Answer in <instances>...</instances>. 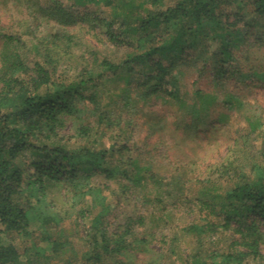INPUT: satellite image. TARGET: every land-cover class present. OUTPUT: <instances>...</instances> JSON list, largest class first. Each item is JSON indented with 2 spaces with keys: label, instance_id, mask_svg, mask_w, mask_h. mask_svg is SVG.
<instances>
[{
  "label": "trees",
  "instance_id": "1",
  "mask_svg": "<svg viewBox=\"0 0 264 264\" xmlns=\"http://www.w3.org/2000/svg\"><path fill=\"white\" fill-rule=\"evenodd\" d=\"M70 2L72 7L86 10L85 20L98 24L107 41L126 54L120 62L103 58L97 70L85 69L78 76H71L59 72L53 57L58 43L63 38L70 42L71 35L50 34L48 44L42 40L32 45V50L22 37L30 32L0 37V264H37L63 252L69 242L61 239L62 231H55L59 237L54 239L51 229L60 228L76 208L82 220L89 221L86 247L78 258L62 262L124 264L117 257L125 255L132 242L126 241L124 233L109 230L112 205L107 202L105 191L110 187L93 182V178L100 174L107 180L123 178L138 183L147 176V168L130 156L122 164L125 152L130 150L126 147L113 144L109 149L98 150L86 145L72 146L58 130L64 127L66 117L80 113L82 104L96 106L99 80L116 76L122 70L133 74L127 77L128 88L123 95L129 92L136 100L176 97L180 77L184 76L178 58L201 64L200 69L189 64L193 72H214L217 86L223 79L238 76L240 69L226 67L225 63L230 65L233 60V44L246 43L254 35L253 25H249L250 32L241 31L237 22L229 20L245 9L254 18L264 17V0ZM50 6L42 9V17L61 20L73 15L66 14L58 2ZM88 9L104 10L97 14ZM258 45H264V33ZM228 96L223 104L231 106ZM218 98L215 92L195 89L190 105L202 110ZM235 104L241 106V100ZM198 122L196 117L190 125ZM81 134L87 136V129ZM261 135L264 144V129ZM261 156L264 161V150ZM131 167L133 173L129 172ZM254 169L256 178H240L224 193L220 206L201 201L198 222L190 226L197 236L221 228L232 239L228 250L189 257L184 264H250L248 259L263 258L264 234L259 220H264V165H254ZM118 184L122 194L127 195L129 185ZM54 188H65L71 210L59 207L65 203L52 194ZM13 236L30 246L21 250L5 242Z\"/></svg>",
  "mask_w": 264,
  "mask_h": 264
},
{
  "label": "rangeland",
  "instance_id": "2",
  "mask_svg": "<svg viewBox=\"0 0 264 264\" xmlns=\"http://www.w3.org/2000/svg\"><path fill=\"white\" fill-rule=\"evenodd\" d=\"M70 1L0 0V37L30 32L22 37L32 50V45L47 42L50 34L71 35L72 40L63 38L53 54L59 72L71 76H78L85 69L97 70L103 58L120 62L126 52L112 46L98 24L85 20L83 13L87 11L72 7ZM55 2L66 14L73 15L60 18L62 21L42 17L44 9ZM88 10L102 14L104 9ZM229 22H237L238 29L247 32L253 25L254 35L251 33L246 43L233 44V60L230 65L225 63L226 67L239 68L238 76L223 79L217 86L214 72H193L189 64L198 69L201 64L178 58L184 76L180 77L176 97L136 100L129 92L123 95L128 88L127 77L133 74L122 70L116 76L99 80L96 106L82 104L80 113L66 117L64 127L58 130L72 146L86 145L98 150L109 149L113 144L126 147L130 150L121 159L122 164L130 156L147 168V176L138 183L123 178L107 180L100 174L93 178V182L110 187L105 191L107 202L112 205L109 230L124 233L126 241L132 242L126 254L117 257L124 264H184L189 257H205L208 251L225 252L231 244V237L221 228L198 236L190 229L198 222L201 201L220 206L228 189L240 178L255 179L254 165H264V45H258L264 33V17L254 18L245 9ZM195 89L215 92L219 98L216 103L205 104L202 110L192 108ZM226 95L231 98V106L223 104ZM237 100H241V106L235 104ZM193 111L199 113L192 114ZM196 117L199 122L190 125ZM84 129L87 136L81 134ZM129 172H134L132 167ZM119 182L129 185L127 195L122 194ZM52 194L65 203L59 207L71 210L65 188H54ZM78 209L72 210L60 228L51 229L54 239L59 237L55 231H62L61 239L69 245L60 254L37 264H64L62 261L80 256L86 247L89 221L82 220ZM259 222L264 234V220ZM5 242L21 250L30 246L17 236L7 237ZM261 254L262 259H248V263L264 264V243Z\"/></svg>",
  "mask_w": 264,
  "mask_h": 264
}]
</instances>
